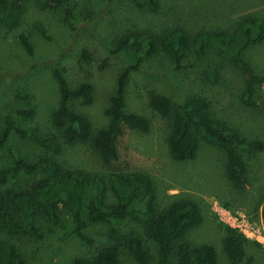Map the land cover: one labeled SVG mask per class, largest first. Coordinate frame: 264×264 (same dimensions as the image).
Listing matches in <instances>:
<instances>
[{
  "label": "rangeland",
  "instance_id": "rangeland-1",
  "mask_svg": "<svg viewBox=\"0 0 264 264\" xmlns=\"http://www.w3.org/2000/svg\"><path fill=\"white\" fill-rule=\"evenodd\" d=\"M38 1L26 0L25 12L15 28L8 29L0 23V136L8 114H12L14 126L27 134L57 133L50 123V114L59 104L58 88L52 75L54 68L63 72L73 88L85 81L92 84V102L73 100L70 107L89 120L92 133L105 126L108 122L105 110L117 75L134 60L129 50L110 55V49L131 25L154 30L180 26L189 33H196L231 28L246 14L264 17V0H159L160 10L147 14L135 9L129 0H68L64 8L70 10V26L54 11L39 7ZM78 10L81 15L77 14ZM21 33L27 37L32 53L21 43L18 37ZM244 55L256 73L264 74V44L249 48ZM192 57L188 52L187 59ZM213 70L217 76L215 82L206 78L205 68L178 69L165 53L157 52L146 59L138 71L131 73L127 87V110L146 116L150 120L149 130L125 128L118 142L119 160L110 166L102 163L88 140L64 145L59 159L68 166L92 173L147 172L157 188L160 208L177 194L198 200L203 220L183 239L193 244H212L218 264H229L222 239L231 227L218 219L215 205L240 214L249 225L259 229L255 237L249 238L231 228L244 237V259L252 257L253 264H264V220L260 214L264 197V149L256 153L241 152L246 163L247 185L238 186L225 175L224 150L197 135L199 147L193 159H172L166 143L169 120L149 106L152 92L169 96L173 103L202 95L207 97L217 117L228 121L245 136L264 141V87L257 91L256 106L248 107L241 102L244 84L237 65L222 60L214 64ZM20 92L28 93L29 98L17 97ZM29 105L34 108L31 117L16 113ZM13 151L27 161H35L44 154L26 137L12 131L0 149V170L12 164ZM26 178V174L8 177L0 188L24 187ZM107 200L114 202L111 192H107ZM59 215L61 225L40 219L41 238L0 231V240L15 244L25 264H72L76 258L95 255L106 243V225L98 223L84 228L88 240H82L73 232L74 224L67 210L60 207ZM113 222L123 232L136 230L142 236L148 264H157V248L145 238L141 227L129 219ZM119 258L121 264H140L126 249L121 248ZM167 264H176V258L171 257Z\"/></svg>",
  "mask_w": 264,
  "mask_h": 264
},
{
  "label": "trees",
  "instance_id": "trees-1",
  "mask_svg": "<svg viewBox=\"0 0 264 264\" xmlns=\"http://www.w3.org/2000/svg\"><path fill=\"white\" fill-rule=\"evenodd\" d=\"M129 1L135 9L146 14L157 12L161 7L159 0ZM67 3L68 0H39L37 5L54 11L71 26L70 10L64 8ZM25 4L26 0H0V23L8 29L18 26L25 12ZM79 10L77 14L81 15ZM18 37L32 53L27 37L22 33ZM260 44H264V17L251 14L241 16L231 28L219 27L196 33H189L180 26L154 30L147 26L131 25L116 40L110 55L129 50L134 60L118 73L115 89L105 110L108 122L95 133L91 131L89 120L70 107L73 100H81L85 104L92 102V84L85 81L73 88L63 72L54 68L52 75L58 88L59 104L50 114V123L57 133L27 134L14 126L12 114L5 118L0 149L10 133L15 131L34 143L44 154L35 161H27L13 151L12 164L0 170V184L8 177L27 175L24 187L0 188V231L41 238L40 219L46 218L61 225L59 208L63 207L70 214L74 224L72 230L80 239L88 240L83 229L92 224L102 223L108 231L106 243L95 255L76 258L72 264H121V248L131 252L140 264H148L142 236L133 229L123 232L113 222L128 219L141 227L145 238L155 244L157 264H167L171 257L176 258V264H218L217 252L212 244H193L183 239L203 220L198 200L177 194L160 208L157 188L149 173H92L66 165L59 156L64 145L88 140L102 163L110 166L119 160L118 142L125 128L142 132L149 130L150 120L146 116L127 110V87L131 73L138 71L141 64L157 52L165 53L178 69L205 68L208 71L206 78L211 82L217 80L214 64L222 60L235 63L244 84L241 102L245 106L255 107L257 91L259 87H264V74L256 73L244 54L249 48ZM188 52L192 54V59H187ZM17 97L27 100L29 94L20 92ZM149 106L160 117L169 120L166 143L172 159H193L199 147L197 135L224 150L227 179L238 186L247 185L246 163L241 152L262 151V139L249 138L225 119L217 117L211 111L207 97L202 95H193L183 102L173 103L169 96L152 92ZM16 113L31 117L34 108L29 105ZM107 192L112 193L114 202L107 200ZM260 204V214L264 220V197ZM229 229L222 239V248L229 264H253L252 257L244 259V237ZM0 264H25V261L15 244L0 240Z\"/></svg>",
  "mask_w": 264,
  "mask_h": 264
},
{
  "label": "built area",
  "instance_id": "built-area-1",
  "mask_svg": "<svg viewBox=\"0 0 264 264\" xmlns=\"http://www.w3.org/2000/svg\"><path fill=\"white\" fill-rule=\"evenodd\" d=\"M215 212L222 223L231 228L238 229V232L246 237L253 238L259 231V229L255 228L252 224L249 225L240 214L233 213L231 210L221 205H215Z\"/></svg>",
  "mask_w": 264,
  "mask_h": 264
}]
</instances>
